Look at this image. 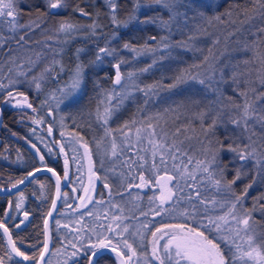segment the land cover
I'll return each instance as SVG.
<instances>
[{
  "label": "trees",
  "instance_id": "trees-1",
  "mask_svg": "<svg viewBox=\"0 0 264 264\" xmlns=\"http://www.w3.org/2000/svg\"><path fill=\"white\" fill-rule=\"evenodd\" d=\"M143 1L145 0H139V4ZM115 3V15L119 21H128L126 27L112 22L111 7L107 0H64V6L59 9H49L48 0H14V15L0 17V184L15 181L37 165L34 163L37 155L35 148L48 157L40 141H34L35 147L20 143L19 138L28 136L31 128L40 125L54 126L53 129L60 130L61 146L70 143V148H74L76 141L90 142L91 137L98 134L100 117H96L97 123L91 113L96 110L95 104L103 93L100 82L115 89L111 85L116 84L115 78L100 80V77L104 76V69L115 62L119 64L121 80L124 79L122 81L126 83L122 90H136L141 97L137 98L139 106L143 108L145 105L147 112L152 114L141 117V127L146 135L145 126L150 125L156 130L157 121L161 117H170L172 127L178 122L188 123L190 134H197L195 126L198 127L195 137H198L204 146L198 147L196 159L188 158V174L192 182L190 188L204 195L205 205L208 204L209 197L218 201L221 192L238 189L240 197H247L245 204L248 199H251L250 203L252 199L258 200L264 213L263 167L260 169L259 178L254 181L255 184L248 187L251 173L246 169L248 163H242L247 158H239L241 150L246 153L244 137L256 151H261V157L264 155V32L260 31L264 29V7H261L264 0H183L178 8L181 15L175 19L171 18L169 11L162 5L153 4L146 9H140V6H135L136 0H115ZM79 9H83L88 15L82 14ZM203 13L219 16L226 29L214 34H202L199 25ZM130 14H133L135 19L129 21ZM150 17L154 18L155 22L141 24L144 18ZM33 21L35 23H32ZM64 21L79 27L69 32L59 31L60 24ZM165 21L168 22L167 26ZM93 23L99 27L93 30L88 27ZM154 23H161L166 28ZM97 32L99 34L93 37L92 33ZM167 33L168 37L165 36ZM151 37L156 39L152 40ZM125 43L137 51L132 48L116 49ZM157 43L161 45L157 47ZM217 43L225 44V50L217 52ZM164 44H168V47L165 48ZM105 47L115 51L112 55L99 53V49ZM154 48L156 51L142 50ZM220 54L227 56L229 60L224 61ZM205 57L208 59L205 60ZM198 62H202L203 70L194 73L193 66ZM77 65L82 67V80L79 87L73 89V69H76ZM145 68H148V71H141ZM112 72L109 73L111 77ZM129 73L133 75L129 76ZM182 73L186 74L185 82L169 88L168 86L175 83L176 77ZM187 75L198 76V79H189ZM200 79L205 80L204 85L199 83ZM127 81L133 82L127 85ZM37 82L40 84L39 89L36 87ZM149 85L158 86L147 96L149 99L144 100L146 95L142 90H147ZM61 88L65 90V94L71 92L73 103L68 102ZM20 93L23 95H19ZM25 96L27 101L24 100ZM244 97L256 112L254 120L253 114L248 118L241 113L239 104ZM11 98L26 103H8ZM28 104L32 107L29 108ZM192 111H201V117L197 114L191 115ZM234 112L240 117L233 116ZM116 119V116L111 114L109 124H120ZM234 120L239 123H233ZM237 126H241L242 134ZM174 130L183 134L181 128ZM36 131L40 132L39 128ZM152 131L154 132V129ZM204 132L206 134H203ZM43 136L46 140L49 138L45 133ZM242 136L243 139L238 141ZM31 138L34 140L33 134ZM161 141L187 150L193 147L179 139H168L164 134ZM229 145L237 148V151H230ZM62 154L67 157L66 153ZM173 156H178L179 163L184 161L181 151ZM201 158H204V161L201 162ZM67 160L69 161L68 157ZM192 163L198 168L189 172ZM205 168L208 171H204ZM237 170L241 173L240 179L223 191L222 185H229L236 177ZM195 174L200 176H192ZM244 176L246 178H243ZM216 180H220L219 185L215 183ZM27 185L24 187L27 188ZM19 190L21 191L17 192V199L11 197L10 193H0V218L7 201L15 207L19 204L20 207L16 208L17 214L20 213L19 210L27 196L22 187ZM260 195H263L261 200ZM48 201L46 199L44 205H47ZM26 203L31 206V221L26 224L19 223L17 227L10 222L15 216L13 215L5 224L10 228L15 245L21 250L25 248L33 257L42 245L44 209L40 211V198H31ZM251 217L257 219L264 232V214L251 212ZM56 231L52 225L47 257L60 243ZM241 236L246 237V233L241 232ZM260 236L264 237L261 233ZM61 242L68 247V237L62 236ZM66 248L62 259L66 264H73L74 259H69ZM101 257L104 261L108 259L105 253ZM0 258H8V248L6 243L4 244L1 231ZM11 258L10 256L8 261H13ZM75 259H79L78 264L84 263L81 256ZM236 263L241 264L237 260Z\"/></svg>",
  "mask_w": 264,
  "mask_h": 264
},
{
  "label": "flooded vegetation",
  "instance_id": "flooded-vegetation-1",
  "mask_svg": "<svg viewBox=\"0 0 264 264\" xmlns=\"http://www.w3.org/2000/svg\"><path fill=\"white\" fill-rule=\"evenodd\" d=\"M124 48V46H118L116 49L123 50ZM115 65L117 64L113 62L104 69V76L100 77L101 81H105L107 77L116 79L117 68ZM111 71H113L112 77L109 74ZM122 80L120 84L111 83L115 87L114 90L109 87L110 85L100 82L103 93L100 96L101 99L95 104L96 110L91 115H94L95 122H97L96 117H101V126L99 125L100 130L98 134H94L95 136L91 137L90 142L78 140L75 142L74 148L69 147L70 143L62 147L60 143V130L57 128L53 129L54 126L50 125H46L45 127L40 125L39 127H34V129L31 128L28 136L19 138L20 143L28 146H32L34 141H40V145L47 151L48 157L45 156L44 152H39V149L35 148V153L37 154L34 158V163L37 164L35 167L38 165L48 166L60 178L65 170V159L67 157L69 159L67 167L68 175L66 180L61 184L57 206L49 223L50 240L51 226L53 225L58 231L61 244L57 245L56 250L51 255L48 257V254L46 255L47 258L45 257L43 264H66L64 259H62L64 248H66L61 242L62 236L68 237V247L66 249L69 259H74L73 264L79 263V259H75L79 256L84 260L83 264H87L90 252L86 253V249L97 240V236L93 230L98 233L103 231V229L98 227L99 225H111L115 228L117 223L120 224V228L116 229L117 232H121L125 226L127 227L128 231L123 232V238H126L128 243L137 252V255L132 258L130 264H159L152 256L151 232L155 227H159L161 223L181 222L182 218L179 217V213L185 209L191 212L193 205H195L198 218L200 215H204L205 208L208 209L207 215L213 218L220 211L219 207H216V201L213 198L209 197L208 204L205 205L204 195H200L199 192L190 188L192 182H190V175L188 174L187 148L178 147L169 142L146 140L147 135L144 137L138 131L139 127L142 126L141 124L136 127V129L138 128L137 135L135 137L132 135L135 117L152 114L147 112L145 105L143 108L139 106L137 98L141 97L136 90H122L126 86L125 81ZM132 82L127 81V85H130ZM147 96H145L144 100L149 99ZM101 100L105 103L101 104ZM106 110L110 114L106 115ZM111 114L116 116L117 123L122 124L121 129H115V124H105L104 119ZM125 116L127 118L122 119ZM91 120L92 118H90ZM36 128H39L40 132H37ZM49 128H51V132H49ZM104 131H112L115 135V140H112V142L96 140L94 142L93 140L101 138ZM148 132L154 133L149 129ZM43 133H45L47 138L49 137L47 140L44 138ZM31 134H33L34 140L31 138ZM113 145H115V155L113 154ZM41 147L40 150L42 149ZM179 151H181L182 159H184L181 163H179L178 156H173V154L177 155ZM62 152L66 153L67 157L63 156ZM97 153L101 154L97 155ZM41 156L43 160H41ZM161 157H163L164 163H161ZM153 165H156V167H153ZM141 175L146 180L151 177V181L148 184H142L140 181ZM192 176L199 177L200 175L195 174ZM160 177H165V180H162L161 183L166 182L167 187L171 188L175 195L171 202L163 205L166 209L172 208V212H161L159 215H156L155 211L160 205L159 196L161 191L156 180ZM167 177H172V180L167 181ZM33 178L40 179V211L44 209L43 218L48 209L53 195L54 178L47 172H40L28 181V185L26 184L27 188L24 187L25 185L22 187V191L27 196V199L24 200L19 214H17L18 209L10 204L9 217L15 215L10 221L13 224H16L15 220L17 218L19 220L16 225L22 221L23 224L29 223L32 219L31 206H27L26 202L31 198H36L32 197L34 191H29L33 189L31 184ZM177 184H179V188L175 187ZM86 188L89 189L88 195L91 196L92 200L90 203H87V207H83L82 205L86 200L82 201L81 197L85 196L84 190ZM18 191L21 190L16 189L10 193V196L16 198L19 194L17 193ZM46 199L49 201L47 205H44ZM173 205H175L174 208L172 207ZM6 206L7 203L5 208ZM25 213H27V219H25ZM64 214H68L70 218L64 217ZM174 216L176 219H173ZM9 217H7L6 221ZM113 217H119V220L114 221ZM144 224H150L149 228L145 229L142 227ZM228 228H231L233 232L228 233ZM236 228L235 223H228L224 225V234L233 235ZM8 229L10 231L9 227ZM104 234L115 237V233L105 232ZM216 235L215 232L212 233L213 237ZM244 238L247 240L246 237ZM116 239H120V237H116L113 240L114 244L116 243ZM163 243L164 241H161V244ZM221 247L224 249L226 256L232 255L227 250L229 247H232V251L235 252V248L232 245L222 243ZM23 250L25 251L26 249L24 248ZM120 250L127 252V249H124L122 244L120 245ZM99 251L101 254L98 257H94L95 264H107V262L119 264V259L114 252L108 250ZM74 252L76 253L75 256H73ZM104 253L108 257L106 261L101 257ZM25 254L31 257L30 254ZM128 254L131 255V253ZM50 258L51 262L49 261ZM53 258L54 261L52 260ZM22 262L33 264V260L30 262L24 260Z\"/></svg>",
  "mask_w": 264,
  "mask_h": 264
},
{
  "label": "snow or ice",
  "instance_id": "snow-or-ice-1",
  "mask_svg": "<svg viewBox=\"0 0 264 264\" xmlns=\"http://www.w3.org/2000/svg\"><path fill=\"white\" fill-rule=\"evenodd\" d=\"M107 2L110 4L111 12H112V22L114 24L123 26H127L128 21H119L115 15L117 5L115 3V0H107ZM152 3L156 5H162L164 9H167L169 13L171 14V18L175 19V17L181 15V13L178 11V8L181 3H183V0H151ZM64 6V0H48V7L49 9H59ZM137 8L140 6L139 0H136ZM261 7H264V5H261ZM79 11L84 14L88 15V13H84L83 9H79ZM15 12L14 8V0H0V17L2 16H13ZM202 15V14H201ZM228 15L230 16L231 13L229 12ZM135 19V16H130L129 21ZM216 19H220L219 16L216 17ZM155 22L154 18L150 17L142 23H150ZM32 23H35L33 21ZM165 26L168 25V22H164ZM37 26H39L37 24ZM79 27L78 25L72 24L70 22L64 21L61 22L59 31L63 32H69L75 28ZM88 27L95 29L96 27H99V25L93 23L92 25H89ZM261 32H264V29H260ZM23 39V37H21ZM152 40H155L156 37H151ZM163 39V38H162ZM125 48H132V46L128 43L124 44ZM165 48L168 47L167 44L164 45ZM133 51H137L135 48H132ZM149 51H155V49H147ZM114 49H109L107 47L100 48L99 53H103L106 55H112ZM100 59V55H97V60ZM208 58L205 57V60ZM155 63V61H154ZM117 68L116 73V79L115 83L120 84L121 83V74L119 72V64L115 65ZM151 65L149 66V68ZM193 67H199V65H194ZM141 71H148V68L142 69ZM133 75L132 73H129V76ZM185 73H182L180 76L176 77V82L169 85V88H174L177 86V84L184 83L185 82ZM187 78L189 79H198V76L195 75H187ZM82 80V67L80 65H77L74 77H73V83L72 88H78ZM199 83L204 85L205 80L200 79ZM158 85H149L147 86V90L145 91V95H149V93L152 92L154 88H156ZM36 87L39 89L40 84L37 82ZM19 95H23L20 93ZM9 96H11V93H9ZM66 98L68 99V102L71 104L74 101L71 99V92L66 94ZM24 100L27 101V97H24ZM29 108L32 107L31 104L27 105ZM248 107L245 106L244 113L245 116H248ZM35 111V109H33ZM108 111L106 110V115H108ZM105 122H107V119H105ZM215 123V122H214ZM233 123H239L238 121H233ZM246 126V125H245ZM139 131V130H138ZM49 132H51V128H49ZM33 147H35L33 145ZM248 146L245 145V148ZM113 154L115 155V145H113ZM229 150L232 152H236L237 148L232 147L229 145ZM87 151V149H86ZM155 155V153H153ZM252 153L248 152L245 153L243 150L239 153V158L241 160L246 159L248 156H251ZM215 159V158H214ZM41 160H43V157L41 156ZM65 178H67L68 172V160L65 159ZM161 163H164L163 157H161ZM153 167H156V165H153ZM38 171V170H37ZM49 172H52L53 175H56L53 169L49 168ZM204 171H208L207 168L204 169ZM33 173H29L28 176H32ZM241 173L239 170H237L236 177L229 182V188L231 187V184H234L237 179H240ZM28 177H24L21 179L18 183H24V181ZM162 180H165V177H160L156 180V183L160 186V205L158 206L157 210L155 211L156 215H159L161 212H172V208H164L163 205L166 203H169L173 200V196L175 193L172 191L171 188L167 187V183H161ZM167 181H171L172 177H167ZM140 181L142 184H148L151 181V177L146 180L143 175L140 176ZM91 182V180H90ZM59 183H60V177L57 176V192L59 193ZM215 183L217 185L220 184V180H216ZM139 186V185H138ZM13 187H16L14 184ZM107 187V185H105ZM175 187L179 188V184L175 185ZM250 187V185H249ZM85 196L81 197V200H86L85 203H83V207H87V203H90L92 198L89 193V189H85ZM247 191V188L245 189V192ZM241 200V197H236V203H239ZM203 203V201H201ZM236 203L232 204V208L229 210V213L226 214V216H218V217H211L207 215L208 209H204V215H200L198 218V214L195 209V205L192 206V211H188L185 209L184 211L179 213V217L182 218L181 222L177 223H161L159 227H155L154 230L151 232V244H152V256L155 260L159 262V264H236V258L239 257L243 264H264V252H261V248H264V237L261 238V243L259 245H256L254 243V238L252 235L247 236V240L244 241V243L247 245V250L244 249V247L237 243V240H243L244 237L241 236V232L248 233L250 231L249 228V218L250 214L248 216H245L243 218L237 219L235 215H233V210L236 207ZM17 208L20 207L19 204L16 205ZM53 209H55L56 204L55 201H53L52 205ZM173 208L175 205L172 206ZM91 214V213H89ZM49 216L52 215L51 212L48 213ZM146 215V214H145ZM230 216L232 220L237 221V224H243L244 228L240 229L237 227L235 229V232L233 235H226L224 234V225L228 224L227 217ZM25 219H27V213H25ZM173 219H176L174 216ZM114 221L119 220V217H113ZM191 221V223H189ZM23 223V221L21 222ZM59 223V222H57ZM47 224L48 221H45V229L47 230ZM150 224H144L142 227L145 229L149 228ZM19 227V225H17ZM103 231L101 232H95L94 234L97 236V240L95 243L90 244V246L86 249L87 252H91L92 256L98 257L101 252L99 250L101 249H110L111 252L116 253V255L120 258V264H130L132 261V258L137 255L136 250L133 248L131 244L128 243V240L126 238H123V232H127L128 229L125 226L121 232H117L116 229L120 228V224L117 223L116 227L113 228L111 225H99ZM0 228L4 229V232L7 234L8 229L4 226L3 222H0ZM206 230V231H205ZM115 233L114 236H108L104 233ZM215 232L217 235L215 237L212 236V233ZM228 233H232L233 230L231 228L227 229ZM142 236V234H141ZM116 237H120V239H116V243H113V240ZM143 238V237H142ZM161 241H164L163 244H161ZM9 243L12 247V251L15 252V254L19 257H22L23 260L29 261L34 260L35 257H30L26 255L23 251H21L19 248L16 247L15 242L11 240V237L9 236ZM229 244L232 245L235 248V252L232 251V247H229L227 250L229 253H232L231 256H226L224 249H222L221 244ZM123 245L124 249H127V252L120 250V245ZM75 247V245H73ZM47 251V241L44 244V251L40 253V261L44 260L45 252ZM128 253H131L129 255ZM76 253H73V256H75ZM247 258L246 260L244 258ZM0 264H4L3 260L0 259ZM89 264H95V261L89 259Z\"/></svg>",
  "mask_w": 264,
  "mask_h": 264
},
{
  "label": "rangeland",
  "instance_id": "rangeland-1",
  "mask_svg": "<svg viewBox=\"0 0 264 264\" xmlns=\"http://www.w3.org/2000/svg\"><path fill=\"white\" fill-rule=\"evenodd\" d=\"M153 4L154 3H152L151 0H148V1L145 0V1H143V3L140 4L139 8L140 9H146L149 6L153 5ZM130 16H133V14H130ZM177 17L179 18L180 16H177ZM177 17H175V18H177ZM229 18H231V17H229ZM146 19H148V18H144V20H146ZM91 21L94 22L93 19ZM141 24H145V23L141 22ZM154 24H156V26H159V27L161 25V23H154ZM161 26L166 28L164 25H161ZM199 28H200L202 34L203 33L214 34V33L220 32L222 30H225L226 26H225V23L223 22V20L222 19H216L215 15L208 16V15L204 14V15L200 16ZM98 34H99V32L92 33V36L96 37V35H98ZM194 34L197 35L196 33H194ZM168 35H169V33H167L165 36L168 37ZM218 43H220V42H218ZM218 43L216 45L215 50H217V52H219V51L221 52V50H225L226 45L225 44L220 45ZM160 45H161V43H157L156 44L157 47L160 46ZM142 50H144L145 52L148 51L147 49H142ZM155 51H156V49H155ZM217 55H218V53H217ZM219 56L224 61L227 60V59L229 60V58L227 56L223 55V54H222V56H221V54ZM211 60H213V58ZM244 63H245V60H244L243 64ZM195 65H199V67H194V73H197V72L203 70L202 62H198ZM222 66H225V65L222 64ZM75 70L76 69H73V73H75ZM241 73H242V71H241ZM71 77H72V75H71ZM68 79H70V78H68ZM67 84H68V82H67ZM61 92L63 93V95H66L65 94V90H63L62 88H61ZM254 96H257V94H254ZM14 99L15 98L9 99L8 103H11V104H22V103L25 104L26 103L23 100L17 99V100L14 101ZM103 100L100 101L101 104L105 103ZM246 105L249 106L248 107V113L249 114H248L247 117L249 118L253 114V120H254L255 117H256V112L254 111V109H252V106H251L250 103L247 104V99H246V97H244L242 102L239 104V108L241 110V113L244 116H245L244 109H245ZM196 114L198 115V117L199 116L201 117V111L200 112H193V111L191 112V115L196 116ZM234 115H236L237 117H240L236 112L233 113V116ZM100 119H101V117H100ZM105 119H107V122H105V124H109L110 123L109 122V117H106ZM105 119H104V121H105ZM141 119H142L141 116H136L135 119H134V122H133L134 130H132V135L134 137L137 135L138 128L136 129V127L143 123V122H141ZM147 119H149V118H147ZM202 120L204 121L203 117H202ZM183 123L184 122L175 123V124H173V127H172L171 126L172 120H171L170 117H166V118L165 117H161L157 121V125H156L157 129L156 130H155L154 127H151L150 125L148 127H147V125L145 126V129L147 131V139L146 140H158V141H161L163 139V134H164L168 139H179L180 141L182 140L185 143H190L193 147L188 148V150H187L188 158L191 157V158L196 159L197 155H198L197 149H198V147H201V146L203 147L204 143L203 142L200 143V141L198 140V137H195L198 134V127L197 126H195L197 134H190V132H189V128H190L189 124L188 123H184L183 124ZM121 128H122V124L121 123L115 125V129H121ZM176 128H181L182 131H183V134L176 132V130H174ZM237 128L239 130V133L242 134L241 126H237ZM148 129L149 130H153L154 129V133H149ZM139 132H140V135H143L144 137H146V134L142 130L141 126L139 127ZM191 132H192V129H191ZM236 132L237 131H235V133ZM203 134H206V132H204ZM144 137H143V139H144ZM243 137L244 136L240 137L238 139V141L242 140ZM96 140L97 141L98 140H103V141L112 142V140H115V135L112 133V131H110V132L109 131H104V133L102 134L100 139L97 138V139H95L93 141L95 142ZM202 140L204 141V137L202 138ZM243 142H244V147H245V145L248 146L246 148V153H248V152L252 153L251 156H248L247 159L244 162H242V163H245V162L248 163V167L246 169L251 173V176H250L251 181H249L247 183V185H248V187H249V185H250V187H252V185L255 184L254 181H256L259 178L261 167H263V172H264V155H263V157H261L260 156L261 151H256L253 148V146L248 143V141L246 140L245 137L243 139ZM95 146H97V144H95ZM100 154L101 153H97V155H100ZM200 160L202 162V161H204V158H201ZM236 166L237 165H235L234 168H236ZM197 168H198V166L196 164L192 163V166L189 168V172L194 171ZM243 178H246V176H244ZM31 182H32L31 184H32L33 189L29 190V191L30 192L34 191L33 194L36 196V198H40V195H41V193H40V179L33 178ZM227 187H228L227 184L222 185L223 191ZM235 190L233 189L231 191V189H228L227 192H221L220 193L221 196H220L219 200L218 201L216 200V205H217L216 207H219L220 211L216 214V217H218V216H226V214L229 213V210L232 208V204L236 203V197L237 196L240 197V194H238V191H237L238 189L236 191ZM262 196L263 195L259 196L260 200L263 199L264 196L263 197ZM246 199H247V197H246ZM246 199H245V196H243V198L241 197L240 202L236 203V207L233 210L232 214L235 215L237 217V219L243 218V217L248 216L250 214V218H249L250 231L248 233H246V238H247L248 235H252L253 238H254V243L256 245H259L261 243V238H262L260 236V233L264 236V232H263V229L261 228L260 224L258 223L257 219L254 220L253 217H251V212L252 213L253 212H259L261 214H264V213H263V210H261V208H260V201H258V200L256 201V200L252 199V203H250L251 199H248L247 203L245 204L244 200L246 201ZM263 203H264V200H263ZM64 217L70 218V216L68 214H64ZM227 219H228V223H235V225L237 227H239L240 229L244 228L243 224H239L238 225L237 221L232 220L230 216H228ZM18 220H19V218H17L15 220L16 224H17ZM243 233H245V232H243ZM244 241H246L245 238L243 240H239L237 243L241 244L244 247V249L247 250V245L244 243ZM21 251H23L24 253L30 254V253H28L29 251H24V250H21ZM37 251L38 250H36V252L34 254L35 257H36ZM261 252H264V248H262ZM10 256L12 257L11 260H13L12 261L13 263L16 262V264H22L21 263L22 261H20L21 259L17 260L16 258H14L9 253V251H8V258L7 259H2L3 262L6 263V261L9 260ZM244 259H247V258L245 257ZM52 260L54 261V258ZM236 260H237L238 263H242L243 262L239 257H237ZM101 262H103V261H101Z\"/></svg>",
  "mask_w": 264,
  "mask_h": 264
},
{
  "label": "water",
  "instance_id": "water-1",
  "mask_svg": "<svg viewBox=\"0 0 264 264\" xmlns=\"http://www.w3.org/2000/svg\"><path fill=\"white\" fill-rule=\"evenodd\" d=\"M0 116H1V109H0ZM50 167H48V166H37V167H35V168H32V169H30L29 171H27L21 178H19L17 181H15V182H13V183H11V184H8V185H5V186H3V187H0V193H10V192H12V191H14V190H16L17 188H19V187H21L23 184H25L27 181H28V179L30 178V177H32L34 174H36V173H39V172H47V173H49V174H51L52 176H53V178H54V189H53V195H52V198H51V200H50V203H49V206H48V209H47V211H46V213H45V215H44V218H43V224H42V227H43V246H42V248H41V251H40V253L42 252V251H44V244H45V242L47 241V250H48V247H49V244H50V235H49V223H50V220H51V218H52V215H53V213H54V210L55 209H53V207H52V205H53V201H55V204H56V206H57V202H58V199H59V195H60V189H61V184L66 180V178H65V170L63 171V174H62V176H61V178H60V183H59V193L57 192V176H58V174L56 173V175H53V173L52 172H49L48 171V169H49ZM38 170V171H37ZM29 173H33V175L32 176H28V174ZM24 177H28L25 181H24V183H18L21 179H23ZM16 185V187H13V185ZM56 208V207H55ZM49 212H51L52 213V215L51 216H49L48 215V213ZM7 218V216H6V214H4L3 215V217H2V219L4 220V219H6ZM48 221V224H47V230L45 229V221ZM0 222H2V221H0ZM5 225V224H4ZM2 231H3V233H4V237H5V243H6V245H7V247H8V249L10 250V252L12 253V254H14L15 256H17L16 254H15V252H13L12 251V247H11V245H10V243H9V236H8V234H6L5 232H4V229L3 228H0ZM101 250H108V251H111L110 249H101ZM40 253H39V255H38V257H37V259H36V264H42V261H40ZM46 253H47V251L45 252V255H46ZM116 254V253H115ZM44 255V256H45ZM18 258H21V257H19V256H17ZM94 257L95 256H92L91 255V253H90V255H89V257H88V263L87 264H89V259H91V260H93L94 261ZM118 257V256H117ZM118 259H119V264H120V258L118 257Z\"/></svg>",
  "mask_w": 264,
  "mask_h": 264
},
{
  "label": "bare ground",
  "instance_id": "bare-ground-1",
  "mask_svg": "<svg viewBox=\"0 0 264 264\" xmlns=\"http://www.w3.org/2000/svg\"><path fill=\"white\" fill-rule=\"evenodd\" d=\"M35 168V167H34ZM10 204H7V206H6V208H5V212H4V214H6V216H8L9 217V215H10ZM7 229H8V227L6 226V225H4ZM0 231H1V233L3 234V237H4V233H3V231L0 229ZM8 236H10L11 237V234H10V231H9V229H8ZM11 240H13L12 239V237H11ZM4 241H5V237H4ZM7 246V245H6ZM8 248V247H7Z\"/></svg>",
  "mask_w": 264,
  "mask_h": 264
}]
</instances>
